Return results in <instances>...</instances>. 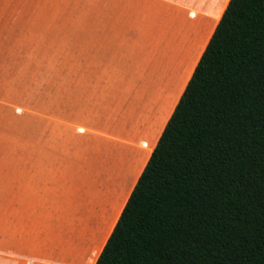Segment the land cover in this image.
Returning <instances> with one entry per match:
<instances>
[{
	"label": "trees",
	"instance_id": "obj_1",
	"mask_svg": "<svg viewBox=\"0 0 264 264\" xmlns=\"http://www.w3.org/2000/svg\"><path fill=\"white\" fill-rule=\"evenodd\" d=\"M95 264H264V0H230Z\"/></svg>",
	"mask_w": 264,
	"mask_h": 264
},
{
	"label": "crops",
	"instance_id": "obj_2",
	"mask_svg": "<svg viewBox=\"0 0 264 264\" xmlns=\"http://www.w3.org/2000/svg\"><path fill=\"white\" fill-rule=\"evenodd\" d=\"M229 1L87 0L86 23H76L77 27H74L81 37L70 40L72 69L56 72L60 79L73 80L72 100L63 102L56 94L55 100L47 101V93L41 92L39 103L32 109L38 114L29 119L24 116L21 138L26 144H40L50 125L55 132L64 127L71 132V139L76 138L65 148L57 141L53 142L49 151L47 147L44 151L41 147L40 159L50 156V166H42L38 172L44 178L39 182V185L44 184V190L38 198L45 202L51 200L54 193L53 198L56 199V193L61 190L57 175L66 166L62 158H71L75 146L81 147L78 145L79 137L89 136L90 143H95L89 150L90 157H103L101 152L112 142L122 152L130 154L125 160L128 165L115 161L118 173L128 169V175H124V178L128 176V182L124 179V182L112 187H101L102 192L96 200L87 205L89 211L75 217L80 222L94 225L90 228L84 226L87 229L85 233H80L79 228L76 229L78 231H71L69 237H78L80 246H76L60 264L96 263L177 104L172 101L167 108L165 93L169 89L163 92L159 83L152 84L136 98L133 87L121 92L123 88H111V80L123 77L124 67L144 61L160 63V76L164 79L191 69L189 81ZM128 72L126 78L135 77L133 71ZM75 97H80V101H76ZM135 99L137 103L143 101V105L138 107L133 104ZM166 109H170L167 119ZM159 119L162 127L156 134L153 126ZM9 171L11 176L16 169ZM49 191H54L52 196ZM32 196L29 193L23 200L34 202L36 196ZM76 197L70 191H66L64 196ZM28 260L32 262V259Z\"/></svg>",
	"mask_w": 264,
	"mask_h": 264
},
{
	"label": "rangeland",
	"instance_id": "obj_3",
	"mask_svg": "<svg viewBox=\"0 0 264 264\" xmlns=\"http://www.w3.org/2000/svg\"><path fill=\"white\" fill-rule=\"evenodd\" d=\"M87 5V0H0V264L62 263L65 256L80 246L78 237H69L71 231L79 228L80 233H85L84 226L94 225L75 217L89 211L87 205L96 200L101 187H112L124 179L128 182V176L124 178L128 169L118 173L117 162L128 165L125 160L130 154L112 142L101 152L103 157L93 158L89 150L95 143H90L89 136L79 137L81 147L72 148L71 158H62L66 166L57 175L61 190L56 199L54 191H49L54 196L45 202L38 198L44 190V184L39 185L44 178L38 172L40 167L50 166V156L40 159L41 147L49 151L57 141L65 148L76 138L71 139V132L64 127L55 132L51 125L49 129L53 132L46 130L40 144H26L21 138L24 116L29 119L38 114L32 109L39 103L41 92L47 93V101L55 100L56 94L63 102L72 100L73 80L60 79L56 72L72 69L70 40L81 37L75 28L76 23H86ZM159 65L137 61L124 67L123 77L113 78L110 86L123 88L121 92L131 86L134 97L139 98L152 84L159 83L163 92L169 89L165 93L168 108L172 101L178 102L191 69L164 79ZM130 71L134 72V78L125 77ZM75 98L80 101V97ZM142 102L135 99L133 104L141 107ZM169 110L166 109V119ZM161 125L159 119L153 126L156 134ZM12 168L16 171L9 176ZM66 191L77 197L64 198ZM29 193L32 198L36 196L34 202L23 200Z\"/></svg>",
	"mask_w": 264,
	"mask_h": 264
}]
</instances>
